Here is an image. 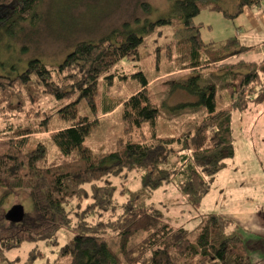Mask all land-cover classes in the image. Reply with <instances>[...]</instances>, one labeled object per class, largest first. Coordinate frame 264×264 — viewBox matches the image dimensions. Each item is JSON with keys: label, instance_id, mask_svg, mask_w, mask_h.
Wrapping results in <instances>:
<instances>
[{"label": "trees", "instance_id": "trees-1", "mask_svg": "<svg viewBox=\"0 0 264 264\" xmlns=\"http://www.w3.org/2000/svg\"><path fill=\"white\" fill-rule=\"evenodd\" d=\"M237 1L239 14L244 7H254L262 0ZM39 2L40 0H0V7H7L12 11L10 15L1 17L3 24L0 26V43L5 37H14L22 31L21 21L37 19L35 10ZM202 4L218 10L225 9L219 0H177V16L185 27H193V18L201 12ZM167 18L150 20L144 23L145 28L128 29L126 33H114L99 41H80L66 59L57 64V71L47 68L39 57L31 58L22 70H18L17 63L7 66V61H1L0 91L4 85H27L35 76L43 87L39 92L60 103L66 101L64 106L59 107V113L72 123L54 131L52 138L64 155H70L74 150L78 152L77 158L72 162L41 167L38 163L46 152L42 144L29 147L26 137H15L13 133L0 137V188L5 193L21 189L28 191L33 209V216L27 215L23 219V215L19 220L9 219L7 213H0V254L5 258L1 260L3 263L11 264L9 257L5 255L6 250L28 240H51L58 231L67 228L69 237H72L62 246V254L70 256L69 264H125L105 236L106 229L117 232L120 252L124 256L127 252H133L130 258L137 259V263L140 261L139 254L146 245V249L150 251L148 264H180L178 259L185 251L188 253L185 254L184 264H256L251 258H254V252L262 251L250 249V246L258 242L264 244V236L246 238L243 229L234 220L223 214L212 213L200 224L199 233L191 241L193 239L188 237L187 230L179 228L173 231L169 223L159 221L154 211L148 212L142 200L144 191L153 192L164 183L172 182L187 195L188 201L195 208H199L216 173L234 156V109L243 110L250 103L264 101V58L257 61L241 57L251 46L245 45L238 35L230 36L221 45L213 44L221 52H214L209 57L207 52L202 53L207 46L202 47L204 43L199 28L194 26L195 32L187 39L189 48L186 55L190 59V66L194 70L198 67L204 68L203 70L211 67L225 69L229 76L225 84L219 87L213 82L204 83L200 73H194L177 83L179 88L196 97L195 106L206 109L208 118L216 128L211 137L213 146L203 147L207 140L205 132L198 135L199 139L198 136H192L191 146L195 150L193 154L180 155L174 161L180 168L177 171L164 166L172 155V150L168 147L169 141L158 139V142L152 144L127 142L120 150L100 154L84 145L94 124L89 123L87 117L77 114V104L85 99L90 107H95L103 88L102 82L107 88L112 81L113 76L107 73L109 69L130 55L138 58V51L147 31L153 30L156 22V25L168 23ZM133 77L142 88L123 104L127 123L137 127L144 122L154 124L160 114V106L151 102L147 88L149 78L140 67L133 72ZM219 88L225 92L223 97L228 95L224 98L227 102L222 107L218 106ZM117 103L118 101H102V112L112 111ZM11 105L0 103V110L10 114L17 108H6ZM208 125L209 123H203L200 130L206 129ZM135 168L142 172L140 192H133L131 196L121 200L126 193H117L115 196V186L107 182V175ZM205 175L212 177L211 182L205 180ZM88 197L91 200L85 202ZM72 201L75 202V207L70 209L68 204ZM85 210L89 211V215H82ZM31 218L33 221H29ZM225 226L226 233L223 231ZM138 231L146 234L139 254L127 247L132 235ZM176 250L180 251V255ZM194 258L197 261L194 262ZM126 264H131L129 258Z\"/></svg>", "mask_w": 264, "mask_h": 264}, {"label": "rangeland", "instance_id": "rangeland-1", "mask_svg": "<svg viewBox=\"0 0 264 264\" xmlns=\"http://www.w3.org/2000/svg\"><path fill=\"white\" fill-rule=\"evenodd\" d=\"M176 1L40 0L35 10L37 19L21 21L22 31L14 37H5L0 43V63L7 61V66L10 63H17L18 70H22L31 58L39 57L47 68L57 71V64L63 62L80 41H99L114 33H126L128 29L145 28L144 23L150 20L168 17V23L156 25V22L153 30L147 31L138 51V58L130 55L109 69L107 73L113 76L112 81L107 88L102 82L103 88L95 107H90L83 99L77 104V114L87 117L89 123L94 124L84 145L95 149V153L120 150L127 142L152 144L161 139L169 141L168 147L172 150V155L164 166L178 171L180 168L174 161L179 159L180 155L193 154L195 150V147L191 146L192 136L205 132L207 140L203 147H211L214 145L211 137L216 128L208 118L206 109L194 105L196 97L179 88L177 83L194 73H200L204 83L213 82L219 87L225 84L229 76L225 69L216 67L205 70L198 67L194 70L186 55L189 48L187 39L195 32L194 26L198 27L205 44L202 47L207 46L202 53L207 52L211 57L214 52H221L216 50L217 47L213 44H223L227 38L240 32L241 25H246L247 31L250 26L246 11L249 8L238 14L237 0H219L225 9L218 10L202 4L201 12L193 18L191 24L193 27H185L177 16ZM250 9L263 13V22L260 20L258 22L264 27V0ZM11 13V9L0 7V26L3 24L1 17ZM243 41L247 42L246 39ZM260 43L264 45V41H256L255 46L242 53L241 57L259 60L258 52L262 48ZM204 63L205 61L202 62ZM139 67L149 78L147 88L150 91V99L153 104L160 106V114L154 124L144 122L137 127L127 123L123 104L128 97L142 88L139 81L133 77V72ZM41 88L43 87L35 76L27 85L21 83L14 87L4 85L0 91L2 93L0 103L6 105L11 103V106L6 107L8 109L17 108L10 114L0 110V137L13 133L15 137H26L29 147L42 144L46 152L38 163L41 167L72 162L77 158L78 152L74 150L70 155H64L52 138L54 131L72 123L59 113V107L64 106L66 101L60 103L43 95L39 92ZM218 93H220L218 106L222 107L227 102L224 98L228 95L223 97L222 94L225 92L220 88ZM107 100L118 103L112 111L102 112V101L107 103ZM262 102L250 103L243 110L234 109L232 128L235 154L216 173L213 182L210 175H205V180L211 182V187L204 195L199 208H195L188 201L187 195L171 182L164 183L153 192H143L142 200L147 211L150 213L154 211L159 221L169 223L173 231L179 228L187 230L188 237L193 239L191 241H194L199 233L200 224L212 213L223 214L234 220L243 229L246 238L257 237L256 233L245 231L230 214L238 215V219L249 227L259 221H261L259 224L264 226V113L259 115L264 110V101ZM203 123L209 125L206 129L200 130ZM9 126H12V129L8 130ZM141 176L139 168L125 169L118 174L107 175V182L115 186V196L117 193L127 194L121 198L123 200L133 192H140ZM102 182L104 183V179ZM0 199L1 214L7 213L16 205H23L25 210L23 219L27 215L33 216L28 191L21 189L5 193L0 188ZM90 200L91 197H88L85 202ZM68 206L73 209L75 202L72 201ZM88 212L85 210L82 215L87 216ZM29 221H33V218ZM226 227H223L224 232ZM139 231L132 235L127 245L128 249H134L138 254L146 235ZM105 234L125 264L128 258L131 264L149 263L150 251L146 249V245L139 254L140 261L137 263V259L130 258L133 252H127L125 256L120 252V241L116 231L110 232V229H106ZM69 235L68 229L63 228L51 240L24 241L20 246L6 250L5 255L9 257L11 264H69L70 256L62 254V246L72 237ZM254 248L262 252L256 253L255 258H251L252 261L264 264V244L258 242L253 246L252 243L250 249ZM172 250L175 251L174 248ZM176 251L180 255V251ZM186 253L188 251L181 253L178 259L180 264H184ZM1 260L5 258L0 254V264H5ZM193 261H197V258Z\"/></svg>", "mask_w": 264, "mask_h": 264}, {"label": "crops", "instance_id": "crops-1", "mask_svg": "<svg viewBox=\"0 0 264 264\" xmlns=\"http://www.w3.org/2000/svg\"><path fill=\"white\" fill-rule=\"evenodd\" d=\"M246 8H249V9L246 10ZM243 10L247 11L250 29H249V31H247L246 25H241V28L239 29L240 32L237 34L243 43H244L243 39L247 40V42H245L244 44L251 46L247 50V51H249L255 46L254 43L256 41H259V40L261 42L264 41V27H263V25H260V23L258 22V20H260L261 23L263 22V13H257L256 11L251 10L250 7H244ZM259 45L262 46V48L260 49V52H258V53H260L259 60H262L264 58V45H263V43H260ZM247 60H249V59H247ZM259 60H257V61H259ZM263 113H264V110L259 115H261ZM230 215L237 222H239L241 224V226L245 229V231L253 232V233H256L257 235H264V226L260 225L261 221H259L260 224L257 222L256 224L251 225L252 227H249L246 223H244L240 219H238V215H234V214H230ZM256 255L257 254L254 252V258Z\"/></svg>", "mask_w": 264, "mask_h": 264}, {"label": "water", "instance_id": "water-1", "mask_svg": "<svg viewBox=\"0 0 264 264\" xmlns=\"http://www.w3.org/2000/svg\"><path fill=\"white\" fill-rule=\"evenodd\" d=\"M24 215V208L21 205H16L12 207L10 210H8L6 216L9 219L12 220H19L23 217Z\"/></svg>", "mask_w": 264, "mask_h": 264}]
</instances>
